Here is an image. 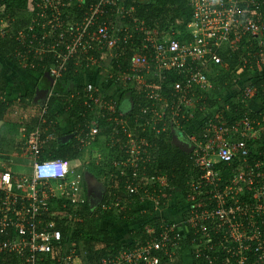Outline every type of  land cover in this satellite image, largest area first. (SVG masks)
<instances>
[{"label": "built area", "instance_id": "1", "mask_svg": "<svg viewBox=\"0 0 264 264\" xmlns=\"http://www.w3.org/2000/svg\"><path fill=\"white\" fill-rule=\"evenodd\" d=\"M187 1L191 13L184 34L187 40L176 38L179 34L172 30H150L132 18L133 7L126 6L125 0H96L91 6L86 0H29V23L9 33L16 47L13 56L25 69H34V62L43 63V70L58 80L72 64L74 72L90 69L98 77V83H86L81 93L74 90L71 95H80L82 108L90 113L89 122L73 132L79 149L95 143L101 136L95 121L104 120L109 140H125L122 156L111 163L114 178L124 179L125 192L119 197L126 203L132 195L139 196V207L150 202L154 210L164 206L179 214L176 221L158 217L157 234L147 229L146 241L136 240L134 246H125L99 264L170 263L183 242L188 250L183 252L182 264H192L194 256L204 264H264V174L254 173L264 162L254 160L250 166L245 143L264 142V99L255 85L262 81L264 90V78L256 76L257 69L264 67V0ZM74 6L83 8L77 21L64 15ZM10 12L0 0V37L16 23ZM111 16L115 23L107 26ZM125 19L132 24L123 23ZM230 53L239 57L237 64L229 78L220 81L230 72L221 57ZM47 58L49 64L44 63ZM126 58L129 62L123 65L120 61ZM103 61L107 62L108 94L99 90ZM241 71L250 75L239 90L248 113L234 120L228 106V117L220 110L214 112L200 120L202 124L199 121L195 134L186 135L190 178L185 191L166 176L147 178L145 163L155 152L158 138L172 127L186 128L195 110L205 115L207 94L217 90L211 78L217 80L219 90L232 88L240 81ZM126 90L136 99L143 118L141 124L135 121L138 129L116 116L118 95ZM251 91L260 101L259 110L248 103ZM51 96L41 106L39 125L32 133L25 137V128L21 129L29 173L0 170V264H75L76 243L63 236L57 222L76 221L73 214L85 203L84 171L73 175L69 160L51 157L56 147L52 130L58 125L48 116ZM235 163L240 167L223 180L215 166Z\"/></svg>", "mask_w": 264, "mask_h": 264}, {"label": "trees", "instance_id": "2", "mask_svg": "<svg viewBox=\"0 0 264 264\" xmlns=\"http://www.w3.org/2000/svg\"><path fill=\"white\" fill-rule=\"evenodd\" d=\"M28 2L29 0H3V5L6 9H9L11 13L19 14L18 12L20 11L25 12V9L29 10L27 8ZM86 2L88 4L90 2L91 6L96 2V0H86ZM187 2V0H125L126 6L133 7V19L137 20L138 22H143L150 28V30H157L160 33L172 30L179 34L176 36V38L180 40L188 39V37L184 35L186 32L185 29L187 27V24L191 18L190 8ZM64 15L69 19L77 21L83 15V8H78L76 6L68 8L64 10ZM28 17L29 16L15 17L16 23L13 24L12 30L15 31L16 29L26 26L29 23ZM122 22L125 24L128 23L129 25L132 24V21L129 19H125ZM114 23L115 17L111 16L108 23L106 24L107 26H110ZM15 49L16 47L13 44L12 38L9 37V34L0 37V121L3 123V125H5L6 121L9 120V116H12L15 110H21L23 112L27 109L29 104L32 105V107H35L33 103L42 105L46 100V97L43 96V99H40V96L35 94L37 86L32 93L27 92L24 95L20 94L19 97H16L13 100H5L7 99L6 87L8 85L5 76V74L8 73L7 68L15 67L17 69H22L19 62H17L13 56ZM126 50L130 51V53L132 52L130 46H128ZM221 58L223 63H225L229 67L228 71L230 72L224 73L223 78L219 79L220 81L227 77L229 78L230 73L235 69L239 57L235 54L230 53L228 56L222 55ZM50 61L51 59L47 58L44 63L49 64ZM120 62L123 65H127L129 60L128 58H126ZM34 65L35 67L34 69H32V72L37 75L36 84H39L41 80L45 78L48 81V85L52 86L51 89L53 88V94L47 102L50 111V113H48L49 118L57 120L58 116L60 115L63 117L62 122L66 121L72 126L70 132L62 133L60 130L62 126L55 125V129L52 130V133H54L53 135H55L56 137V147L52 151L51 157L66 159L70 162L77 161L81 157V150L79 149L80 146L78 145L77 141H75V137L66 144L58 143L57 139L61 136L72 134L77 127L83 126L90 120V113H87V111L82 108L83 98L80 95L74 96L73 98L71 97L74 90H77L79 93L83 91L85 84L81 83V77H83V75L90 76V69L86 70L79 68L77 72H74L75 68L72 64H70L68 66L67 72L60 79L54 80L45 70H43V63L35 64L34 62ZM215 70L224 72V70L222 71L220 70V68H215ZM78 79L80 80L78 81ZM211 79L212 83L216 81L214 78ZM75 85V89L71 92L70 89ZM255 85L258 89L259 97L264 99V90L262 89L263 82L259 81ZM228 87L229 86H226L223 91L227 90ZM214 88H216V85L214 86ZM220 91L221 89L218 91L216 89L211 91V93L216 97V100L213 99L214 97H210L207 95L208 99L206 100V103L209 108L213 109L217 105V99L218 97H221L223 93ZM129 96H131L132 101H134V107L129 114L124 115L123 111H121V108L127 106ZM57 104L60 105V109L59 111L53 113L52 108ZM243 104L244 103H242V101L240 100H238L237 103H230V114L233 116L234 120L243 118V116L247 112V110L243 107ZM118 106L119 108L116 112V116L121 120H126L127 123L130 124L133 128L138 129V125L135 123V121H138V123L141 124L143 122V118H141L138 108L136 107V99L130 93V91L126 90L119 93ZM198 112L199 114L203 113L199 110ZM221 113L225 117L229 116L228 111H222ZM95 122L97 126L101 128V132L105 134L107 132L104 129V124L106 122L101 119H96ZM8 123L10 126V132L12 134L20 132L21 126H24L25 131L28 133L39 125V117L35 115L26 118L24 122ZM202 123L203 121L201 122V124ZM186 128L182 129L181 131H177L174 127H172L171 129H168L165 134H162L158 138V145L155 152L154 150H152L151 157L145 163V165L147 166V170H144V175L147 178L157 175L166 176L168 180H170L169 182H171L174 187H178V189H183L185 191L186 182L190 178V172H188V168L190 165L189 155L186 151H183L182 148L177 147L176 143H173L171 133L178 132L179 135L183 134L186 137ZM226 137L228 138V136ZM99 139L100 136L97 137L95 143L93 144L95 145L99 141ZM118 139V141L115 139L112 140L111 145L114 146H112L109 151V154L113 151L117 154L115 156L112 155V157L110 154L105 157V160L103 161L102 168L107 170L109 175L113 174L111 163L114 160H118L122 156V154H120V152L122 151L121 146L125 140H123L122 142L121 138ZM150 139L151 137L148 138V140L152 142V140ZM245 143L250 150V158L248 164L250 166L253 165L254 160H261L260 162H264V142L259 140H246ZM22 148L23 147H20L19 142L10 143L0 133V158L4 157L3 159L8 161L9 155L12 152H14L16 149H20V151L18 152H22ZM238 167H240V165L237 163L232 165L219 164L218 166H215L216 169H219L223 180L231 178L234 174L235 169ZM258 172L264 174V166H262L260 169L254 170L255 174H257ZM127 175L130 179V174ZM96 176H98V174H96ZM116 176L117 174H113L110 184L115 186L116 189H118V191H120L121 193H124V179H120L119 177L115 179L114 177ZM144 184L146 185V187L149 186L148 182H145ZM116 189L110 190V194L113 197H116L117 195ZM105 196L106 195L104 194L102 200L97 205L91 206L88 202V198L85 195V203L73 214L76 221L70 220V222H66V225H63L57 220V225H59V228H62L63 236L69 237V241L75 242L77 247L79 243L83 245L86 253L84 264H99L100 260L104 257H115L117 255V252L125 246H134V242H136V240H140L143 242L146 241L149 238L148 234L146 233L147 229H152L156 234L160 230L159 226L161 225V219H150L148 214L142 213L144 212V210H136L138 203H140L141 197L139 198V196L135 195L127 198V202L125 203V205H123L124 208L114 216V220H116L118 225H124L126 227L130 226V230L128 229L127 231V237L129 238L127 239L128 242L127 240L123 239L124 237L116 238L108 231L102 230L99 226V222L102 217L108 212V210L106 209L108 207L102 206L110 205ZM121 205L122 204H120V206ZM109 213H111V211ZM73 216L71 218H73ZM163 221L166 224H170V222L167 220ZM191 249L193 252L194 248L192 247V245ZM179 250L180 251L176 259H174L170 263H168L169 261H165L163 264H182L183 261H181V258L183 252H187L188 250L187 242H183L182 244H180ZM195 257L196 256H194L193 258L192 264H204L203 260L196 259Z\"/></svg>", "mask_w": 264, "mask_h": 264}, {"label": "rangeland", "instance_id": "3", "mask_svg": "<svg viewBox=\"0 0 264 264\" xmlns=\"http://www.w3.org/2000/svg\"><path fill=\"white\" fill-rule=\"evenodd\" d=\"M30 2H28L27 4V8L31 11V7H30ZM26 11H20L18 12L19 14H14L11 13L12 18L17 17V16H30L32 17V15L29 14V10L25 9ZM116 25H119V22L116 21ZM12 28H6L5 29V34L6 33H12L13 34ZM102 68L99 69L101 70L99 72L100 74V78H103L102 80V84L99 88L100 92L104 93V94H108L109 93V89H110V84L106 82V77H104L105 74V69L107 68V62H102ZM241 68H239L240 70ZM25 70L24 67H22V69H18V71H23ZM24 72V71H23ZM243 72L241 71V74H238V76L240 77V81H238L237 83H233V86L231 88V86L228 87L227 90L221 89L220 92L222 93L221 97H218L217 99V105L211 109L208 106L206 107L208 111H205V115L204 114H199L198 110H195V114L194 117L192 116L191 121L189 122V125L187 126V128L185 129V132H187V134L189 133H194V130L197 128L198 123L200 120H202L205 116H209V115H213L214 112L217 111H227L226 107H230V103H237L238 100H240V96L241 94L239 93L240 88H245V86L247 85V82H245L244 80L249 78L250 75L249 74H242ZM6 79H9V81L12 80H16V82H21V79L19 78H15L14 75L10 74V73H6L5 74ZM256 76L259 78H264V67H261L259 69H257L256 71ZM84 78V77H81ZM80 79H78L79 81ZM100 80V81H101ZM13 82V81H12ZM99 82V81H98ZM96 82V83H98ZM82 84H86L85 83V79L83 81H81ZM95 83V82H94ZM216 85L217 90H219L220 85L217 83V80L214 81V83L211 84L212 88H214V86ZM48 81L43 78L41 80V82L37 85L36 87V94L40 95L42 92L48 90ZM76 85L73 86L70 90L71 92L75 89ZM21 89L22 92L24 91V88L21 84ZM115 91V90H114ZM212 89L210 90V93H208V96H212L214 97L213 99L216 100V97L211 93ZM47 95V94H46ZM46 95H40V99H43V96L45 97ZM249 98L250 100L248 101L249 104H254L253 105V110H259V108L261 106H259L260 101L256 98L255 93L253 91L250 92L249 94ZM229 101V102H228ZM258 101V107L256 108V104ZM35 107H32V105H28L27 109L24 110L23 112L21 110H15L12 114V116H9V120L6 121L5 125H3V123L0 125V133L1 135H3V137L10 143H15V142H19V145L21 147V144L26 143V136L30 135L33 131H29L28 133H24L25 137H22L23 132H22V127H21V132H16L14 134H12L10 132V126L8 122H24V120L28 117L31 116H35L37 115V117L40 116L41 114V104H35L33 103ZM211 109V110H210ZM230 110V109H228ZM61 126L63 127L61 130L62 133H67L70 132L72 129V126L70 125V123L64 121L61 122ZM64 123V124H63ZM24 127V126H23ZM55 135H52V137H54ZM112 140H109L108 135L104 134L103 132H101V136L99 141L94 145V144H89L87 146H85L82 151H81V157L78 161L74 162L72 167L74 168L73 170V175L78 174L79 172L84 171L85 174H88L87 172H90L92 175V178H94L96 181L102 183L103 188L106 190L105 191V197L107 198V201L110 203V205H103L102 207H108L106 208L108 210V212L102 217V219L99 222V226L102 230L104 231H108L109 233H111V235H114V237L116 238H122L124 236V234H126L127 230L130 229V226H124V225H118V223L116 222V220H114V216L115 214H117L118 212H120L124 207L123 205H125V203L123 202V199H121L119 196L120 195V191H118V189H116L115 186L110 184V175L107 172V170L103 169V161L105 160L104 158L107 157L108 155L111 154L115 156L117 153H115L114 151L111 152L109 154L110 148L114 145H111ZM20 151V149H16L14 151V153H11V156L9 157L8 161L3 159L4 157L0 158V169H4V170H8L10 169L9 167L12 165V161H15V157H18L20 154H18ZM21 161V160H20ZM18 162V161H17ZM21 168H26L28 166V163H24V166L19 165ZM27 170V169H26ZM96 174H98V176H96ZM89 175V174H88ZM72 178V177H71ZM70 181V178L68 179V181H66V183H68ZM117 192L116 197H113L110 194V190H115ZM120 190V189H119ZM115 198V199H114ZM120 204H122L120 206ZM180 204V203H179ZM177 205V204H176ZM140 208H143L144 211H146L147 213L151 214V215H156V213L158 214V216H167V218L170 219H174L175 221L178 220V216L179 214H176L174 211H171L170 208H166L164 206H157V210H152L154 209V207H152L150 202L145 203L143 206H137L136 210H140ZM110 209V210H109ZM111 211V213H109ZM146 213V214H147ZM162 214V215H161ZM162 216V217H163ZM133 226V225H132ZM131 226V228H132ZM78 245V244H77ZM85 249L83 248V245L81 243H79L78 247H77V252H76V258H75V264H84V258H85Z\"/></svg>", "mask_w": 264, "mask_h": 264}, {"label": "crops", "instance_id": "4", "mask_svg": "<svg viewBox=\"0 0 264 264\" xmlns=\"http://www.w3.org/2000/svg\"><path fill=\"white\" fill-rule=\"evenodd\" d=\"M24 71V70H23ZM23 71H18V69L17 68H15V67H8L7 68V72L8 73H10V74H12V75H14V77L15 78H20L21 79V82L19 81V82H16V80H12V81H9V79H6L7 80V83H8V85H7V87H6V98L7 99H5V100H13V99H15L16 97H19V95L20 94H26L27 92L29 93V92H34V89H35V87L38 85V84H36L37 83V75L35 74V73H33L32 72V70H26L25 69V71L23 72ZM84 78H81V81H83L84 79H85V83H90V82H98L99 81V79H98V77L97 76H95V75H93L92 74V72L90 73V76L89 75H85V76H83ZM89 78H90V81H89ZM38 80H39V78H38ZM21 84H22V86H23V88H24V91L22 92V89H21ZM51 87L52 86H49V88H48V90H46V91H44V92H42L40 95H46L45 97H47L49 94H53V88L51 89ZM35 94H36V91H35ZM39 95V96H40ZM43 105V104H42ZM53 110H52V112L53 113H55V112H57V111H59V109H60V105L59 104H57L55 107H53L52 108ZM49 113H50V111H49ZM62 119H63V117L62 116H58V118H57V123H58V125H61V123H60V120H61V122H62ZM64 124V123H63ZM22 128H23V126H21ZM63 128V127H62ZM60 129V130H63V129ZM26 132V131H25ZM62 132V131H61ZM27 133V132H26ZM58 142V141H57ZM22 151V150H21ZM14 153V152H13ZM18 154H20L18 157H15L16 159H15V161L13 160L12 161V165L9 167L10 169H8V171H10V172H12L13 174H15V175H22V174H28L29 173V166H30V161L28 160V158L27 157H24V155L22 154V152H19ZM11 156V154L9 155V157ZM21 160V161H20ZM18 161V162H17ZM78 161V160H77ZM74 162H76V161H72L71 162V164L73 165V163ZM24 163H28V166L26 167V168H21L19 165H21V166H24ZM27 169V170H26ZM0 170H4V169H0ZM88 174H85V172H84V176L86 175V178L88 179H86L87 181H88V185H89V189H85V186H84V194L86 195V197L87 198H89V197H93V196H95L94 194V192L93 191H91L90 190V180H91V182L92 181H94L95 179L94 178H92V175H90V173L89 172H87ZM100 183V182H99ZM100 185H101V187L103 188V184L102 183H100ZM103 190H104V194H105V189L103 188ZM84 195V196H85ZM153 207V206H152ZM152 210H154V209H152ZM144 212H146V211H144ZM147 213V212H146ZM148 214V216L150 217V219H153V218H155V219H158V217H162V216H158V214L156 213V215H151V214H149V213H147ZM163 217H165V218H167V216L165 215V216H163ZM168 219V218H167ZM172 220V219H171ZM130 230V229H129ZM128 231V230H127ZM127 233L128 232H126V234H124V238L123 239H125V240H127V239H129L128 237H127ZM127 242H128V240H127Z\"/></svg>", "mask_w": 264, "mask_h": 264}, {"label": "water", "instance_id": "5", "mask_svg": "<svg viewBox=\"0 0 264 264\" xmlns=\"http://www.w3.org/2000/svg\"><path fill=\"white\" fill-rule=\"evenodd\" d=\"M132 107H133V102H132V100H129V101H128V106H127V108L123 111V114H124V115L129 114V113L131 112V110H132ZM1 124H2V122L0 121V125H1ZM179 136H180V138H179V143L176 144V146L179 147V148H182L183 151L189 152V151H190L189 146H188V144L185 143V138H186V137H185L183 134H180ZM73 137H74V134H73V133H72V134L65 135V136H61V137L58 138V143H60V144H66V143H68L71 139H73ZM173 143H175L174 140H173ZM88 202L90 203L91 206H95V205H97L100 201H99V200H94L93 198L89 197V198H88ZM263 204H264V197H263Z\"/></svg>", "mask_w": 264, "mask_h": 264}, {"label": "flooded vegetation", "instance_id": "6", "mask_svg": "<svg viewBox=\"0 0 264 264\" xmlns=\"http://www.w3.org/2000/svg\"><path fill=\"white\" fill-rule=\"evenodd\" d=\"M172 134V140L175 141L176 144L179 143V134L178 132H173L171 133ZM86 175L84 176V186H85V189H89V185H88V179L86 180ZM90 190L93 191L95 194V196H93L92 198L94 200H99L101 201L103 196H104V190L103 188L101 187L100 183L96 180L92 181L90 180Z\"/></svg>", "mask_w": 264, "mask_h": 264}]
</instances>
